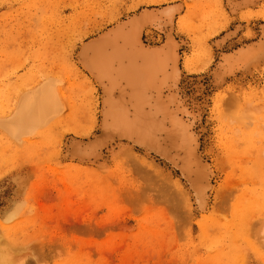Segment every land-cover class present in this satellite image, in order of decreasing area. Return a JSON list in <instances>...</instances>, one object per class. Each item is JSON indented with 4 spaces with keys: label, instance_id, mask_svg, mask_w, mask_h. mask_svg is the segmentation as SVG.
<instances>
[{
    "label": "rangeland",
    "instance_id": "374dc122",
    "mask_svg": "<svg viewBox=\"0 0 264 264\" xmlns=\"http://www.w3.org/2000/svg\"><path fill=\"white\" fill-rule=\"evenodd\" d=\"M145 9L169 13L141 40L174 43L198 190L138 143L78 151L102 95L79 50ZM49 77L60 112L13 135L1 120ZM0 234L18 264H264V0H0Z\"/></svg>",
    "mask_w": 264,
    "mask_h": 264
},
{
    "label": "bare ground",
    "instance_id": "6f19581e",
    "mask_svg": "<svg viewBox=\"0 0 264 264\" xmlns=\"http://www.w3.org/2000/svg\"><path fill=\"white\" fill-rule=\"evenodd\" d=\"M169 18L168 10L145 9L82 44L78 58L101 87V132L78 151L92 152L107 136L138 143L190 175L198 190L204 174L173 89L174 43L146 46L141 40L143 26L157 28ZM55 83L53 77L45 78L23 92L1 124L18 135L46 123L61 109ZM19 250L0 234V264H18Z\"/></svg>",
    "mask_w": 264,
    "mask_h": 264
},
{
    "label": "snow or ice",
    "instance_id": "6c2138e0",
    "mask_svg": "<svg viewBox=\"0 0 264 264\" xmlns=\"http://www.w3.org/2000/svg\"><path fill=\"white\" fill-rule=\"evenodd\" d=\"M91 147H92V145H89V148H91ZM21 179H22V177L16 176L15 177V182L19 183L21 181ZM262 247H264V244H262ZM35 259L36 258L33 257V260H35ZM21 264H22V262H21Z\"/></svg>",
    "mask_w": 264,
    "mask_h": 264
}]
</instances>
